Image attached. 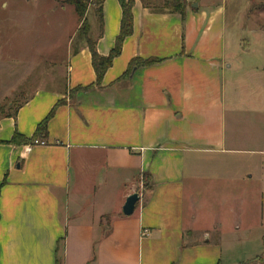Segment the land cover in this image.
<instances>
[{
    "label": "crops",
    "instance_id": "obj_1",
    "mask_svg": "<svg viewBox=\"0 0 264 264\" xmlns=\"http://www.w3.org/2000/svg\"><path fill=\"white\" fill-rule=\"evenodd\" d=\"M195 4L181 15L135 0L132 33L99 86L86 43L72 48L79 25L64 38L63 76L50 46L0 84V98L25 99L0 118V264H219L209 245L219 211L232 203L244 215L264 191L245 170L264 157V30L240 12L229 35L226 0ZM89 15L106 57L121 8L103 0ZM133 60L152 63L123 78ZM58 102L43 145L8 144L30 139Z\"/></svg>",
    "mask_w": 264,
    "mask_h": 264
},
{
    "label": "rangeland",
    "instance_id": "obj_2",
    "mask_svg": "<svg viewBox=\"0 0 264 264\" xmlns=\"http://www.w3.org/2000/svg\"><path fill=\"white\" fill-rule=\"evenodd\" d=\"M91 11H98L100 0H80ZM156 10L191 9V5L200 0H141ZM220 1V0H215ZM59 10L52 11L49 4ZM228 33L230 35L235 13L248 12L247 20L255 31L264 30V0H226ZM179 10V11H178ZM234 15V17H233ZM86 25L93 22L92 16H86ZM81 24L71 5L66 0H0V84H9L13 75L25 71L27 63L34 59L46 57V48L55 47V73L63 76L62 66H57L64 58L66 51L65 35L68 31ZM89 26V25H88ZM87 26V27H88ZM70 36L72 39L73 33ZM93 41L94 38L88 34ZM83 40L81 32L72 39L73 51L78 49ZM49 70V65L44 69ZM42 67L40 68V72ZM25 99L21 96L0 98V118L11 116ZM261 167L257 164L246 167V173L261 178L264 184V157ZM256 176V177H255ZM248 198V197H247ZM247 207L238 211L232 203L224 209L217 210L220 217L216 218L215 228L210 230L209 245L214 243L220 249L219 264H264V191L260 203L247 200ZM209 212V211H207Z\"/></svg>",
    "mask_w": 264,
    "mask_h": 264
},
{
    "label": "trees",
    "instance_id": "obj_3",
    "mask_svg": "<svg viewBox=\"0 0 264 264\" xmlns=\"http://www.w3.org/2000/svg\"><path fill=\"white\" fill-rule=\"evenodd\" d=\"M30 1V0H27ZM69 5H71L74 9V12L78 18L79 23L81 24V27H79L77 31V35L81 32L82 38L89 50L90 56H91V64L92 68L94 70L95 76H96V86L100 85V82L105 74V72L110 68L112 65L113 60L119 56L121 52V47L124 42V40L129 37L132 33V7L134 4L135 0H117L120 8H121V22H120V31L118 36L115 39V44L113 49L110 51V53L106 57L99 56L96 52L95 49V44L94 41L90 39L88 36L89 34V26L86 25V18L85 14L87 11V6L85 3H83L80 0H66ZM101 4L103 0H100ZM100 4V5H101ZM172 12H177V5L174 6V10H171ZM179 11V10H178ZM97 14L100 13V8L98 11H96ZM180 14H183V10H181ZM99 23L102 25L101 18H99ZM88 26V27H87ZM152 61H144L142 63H138L137 61L133 60L129 63V71L123 75V78L128 76L130 72L133 70V68L137 67L139 64L142 66H147L151 64ZM92 87H87L84 90L91 89ZM81 90L78 88L76 91ZM62 102H58L53 109L50 111V113L37 125L36 130L33 134V136L30 139H26L24 137H21L17 135L16 133L12 136L11 140L8 142V144L11 145H23V146H28L32 145L34 141H41L45 139L46 137V125L48 120L51 118L53 115L54 109L61 105ZM144 187L148 188V184L145 182Z\"/></svg>",
    "mask_w": 264,
    "mask_h": 264
},
{
    "label": "water",
    "instance_id": "obj_4",
    "mask_svg": "<svg viewBox=\"0 0 264 264\" xmlns=\"http://www.w3.org/2000/svg\"><path fill=\"white\" fill-rule=\"evenodd\" d=\"M193 9H197V4L191 6ZM139 201V196L137 194H132L125 200V203L122 207V214L125 217H129L133 214L135 205Z\"/></svg>",
    "mask_w": 264,
    "mask_h": 264
},
{
    "label": "built area",
    "instance_id": "obj_5",
    "mask_svg": "<svg viewBox=\"0 0 264 264\" xmlns=\"http://www.w3.org/2000/svg\"><path fill=\"white\" fill-rule=\"evenodd\" d=\"M32 145H43V143L39 142V141H34ZM28 146H31V145H28ZM28 146H26V147H28ZM142 236H146V232H143Z\"/></svg>",
    "mask_w": 264,
    "mask_h": 264
}]
</instances>
